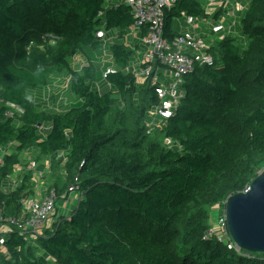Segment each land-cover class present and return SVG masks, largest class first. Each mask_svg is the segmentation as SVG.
<instances>
[{"label":"trees","instance_id":"1","mask_svg":"<svg viewBox=\"0 0 264 264\" xmlns=\"http://www.w3.org/2000/svg\"><path fill=\"white\" fill-rule=\"evenodd\" d=\"M113 1L0 0V152L10 150L0 204L18 217L25 198H56L33 237L0 227V264H264V254L205 238L211 207L264 170V0H231L242 7L231 29L201 30L212 61L182 76L173 116L150 133L155 87L126 70L141 59L147 28L129 36L133 13ZM217 13L209 17L203 0H176L164 9L163 37L178 36L185 16ZM102 30L115 37L102 42ZM104 49L115 67L105 76L94 59ZM58 78L77 101L63 104L59 90L41 100ZM45 169L49 185L37 191Z\"/></svg>","mask_w":264,"mask_h":264},{"label":"built area","instance_id":"2","mask_svg":"<svg viewBox=\"0 0 264 264\" xmlns=\"http://www.w3.org/2000/svg\"><path fill=\"white\" fill-rule=\"evenodd\" d=\"M119 1L125 2L133 13L135 23L129 36L134 37L136 30L140 26L147 28V34L140 39V43L146 49L141 59L126 70L132 72L139 82H148L149 85L155 87L158 105L151 111L146 125L148 133H150L163 119H168L173 116L174 110L184 96L183 90L180 89L182 76L191 72L196 65L209 64L212 61L211 57L205 53L207 40L198 32L201 24H205L206 29H210L215 34L226 32L233 26L235 13L240 11L242 7L238 3H230L231 0H203L206 4V14L209 17L216 15L219 11L221 12L217 13L219 15L215 18L216 20L213 18L212 20L209 18L185 16L184 23L186 28L173 40L167 41L163 37L164 9L169 8L176 0ZM96 37L104 43L108 39L103 30L99 31ZM114 37L115 34L108 40L111 41ZM108 53L104 49L103 56L99 61V64L105 67L104 76L115 68L112 65L111 56ZM73 62H80V59L75 57ZM57 80L61 82L57 83L56 80H53L51 84L42 89L40 97L44 103L49 104L50 96L57 94V90L60 93L58 97L59 101L66 102L63 91H66L69 80H62V78H58ZM12 107L14 110L20 112L16 107ZM56 107L55 105L54 108L56 109ZM8 153H10L8 149L1 150L0 164L2 158ZM26 159L28 162L27 169H33L35 163L27 157ZM21 172V166L16 165L12 174L13 178L17 180ZM35 180L37 183V191L44 189L43 184L39 183L40 177L38 175ZM76 183L77 180L75 179V183L68 188V194L72 201L80 199ZM248 189L249 186L244 192L248 191ZM225 202L226 200L216 203L211 207V211L213 209L218 210L220 215L217 219H214L210 213L209 227L206 231L205 238H214L228 249L234 251L237 255L247 257L250 253L240 249L229 235L224 208ZM55 204L56 198L53 191L44 197L39 195L36 197H28L21 201V214L18 217H11L4 215V206L1 203L0 227L14 226L21 235L33 237L49 222L54 212Z\"/></svg>","mask_w":264,"mask_h":264},{"label":"water","instance_id":"3","mask_svg":"<svg viewBox=\"0 0 264 264\" xmlns=\"http://www.w3.org/2000/svg\"><path fill=\"white\" fill-rule=\"evenodd\" d=\"M224 208L233 242L243 251L264 254V170L248 191L229 196Z\"/></svg>","mask_w":264,"mask_h":264},{"label":"rangeland","instance_id":"4","mask_svg":"<svg viewBox=\"0 0 264 264\" xmlns=\"http://www.w3.org/2000/svg\"><path fill=\"white\" fill-rule=\"evenodd\" d=\"M250 0H244V1H242V5L245 7L246 5H247V3L249 2ZM111 2H112V0H111ZM109 0H106V3H111ZM113 2H115V3H117V0H114ZM239 26V24H238V22H237V27ZM238 29H239V27H238ZM182 30V29H181ZM201 30H205V31H203V32H206L207 34H209V35H211L210 34V32H209V30H206V27H205V24H201V28L199 29V32H201ZM202 33V32H201ZM212 36V35H211ZM213 37V36H212ZM108 51V50H107ZM109 52V51H108ZM108 55H109V53H108ZM102 56H103V52H101V53H99L94 59H95V61L97 62V64H99V61L101 60V58H102ZM102 84H104V82L103 81H100L99 82V85H102ZM66 92V91H65ZM66 95H68V96H70V98H71V100H72V102H74V101H77V99L74 97V96H72L70 93H67ZM9 152H10V150H9ZM30 155V154H29ZM24 156V155H23ZM22 156V157H23ZM25 156H28V154L27 153H25ZM31 156V155H30ZM24 162V161H23ZM260 172H262V171H260ZM259 172V173H260ZM42 185V184H41ZM47 188V187H46ZM210 213H211V215H212V218H214V219H217L218 217H219V215H220V212L218 211V210H212V211H210ZM2 230H3V232L4 233H6V231H4V230H6V229H4V228H2ZM2 239H3V235H0V241H2Z\"/></svg>","mask_w":264,"mask_h":264},{"label":"crops","instance_id":"5","mask_svg":"<svg viewBox=\"0 0 264 264\" xmlns=\"http://www.w3.org/2000/svg\"><path fill=\"white\" fill-rule=\"evenodd\" d=\"M109 1L111 2V0H109ZM56 82L59 83L60 81L56 80ZM64 97H66V102L63 101V104H64V102L66 104V103H70L72 101L70 96L65 94ZM46 168H47V166H46ZM43 169H44V167H43ZM37 175L41 178L39 183H42L43 186L48 187L49 184H48V182L45 181V178L48 177L47 169L43 170V173H40V174H37Z\"/></svg>","mask_w":264,"mask_h":264}]
</instances>
